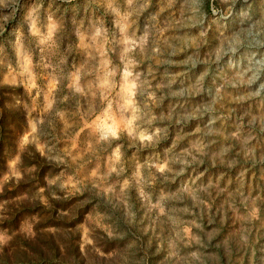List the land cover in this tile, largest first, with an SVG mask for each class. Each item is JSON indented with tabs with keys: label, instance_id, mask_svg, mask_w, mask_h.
I'll return each instance as SVG.
<instances>
[{
	"label": "clouds",
	"instance_id": "obj_1",
	"mask_svg": "<svg viewBox=\"0 0 264 264\" xmlns=\"http://www.w3.org/2000/svg\"><path fill=\"white\" fill-rule=\"evenodd\" d=\"M0 264H264V0H0Z\"/></svg>",
	"mask_w": 264,
	"mask_h": 264
}]
</instances>
